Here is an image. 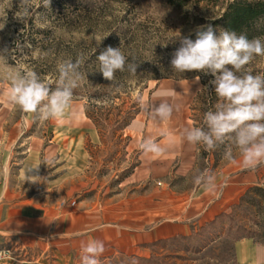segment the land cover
Masks as SVG:
<instances>
[{"label": "rangeland", "instance_id": "rangeland-1", "mask_svg": "<svg viewBox=\"0 0 264 264\" xmlns=\"http://www.w3.org/2000/svg\"><path fill=\"white\" fill-rule=\"evenodd\" d=\"M19 2L0 0V194L8 186L20 200L36 196L48 206L63 209L73 215L76 231L73 238H43L30 247L0 237V264H80L81 242L92 239L105 244L101 264H149L124 254L126 232L147 230L178 216L179 205L185 207L205 191L193 183L197 170L215 173L212 200L220 198L233 175L246 171L238 162L222 158L214 165L212 156L195 164L196 145L191 144L187 163L179 136L181 126H194L199 115L193 100L203 87L201 77L207 84L212 79L197 71L174 72L170 61L180 38L194 40L193 32L220 12L223 0L216 4L194 0L183 8L171 7L166 0H50L49 7H43L42 0H32L31 16L24 22L15 16ZM96 37H105L99 46ZM107 46L121 47L128 62L139 64L137 74L126 70L117 72L112 83L105 80L97 71L96 56ZM43 53L48 55L41 59ZM78 54L85 57L81 71L88 80L74 91L65 118L42 122L8 103L7 71L30 68L45 82L53 81L54 88L57 62L74 61ZM251 67L254 74H264V57H257ZM164 82L194 86L169 121L153 122L137 98L177 105L181 92ZM133 105L139 112L120 133L114 129L115 114L123 115ZM86 108L105 118L103 124L96 126L85 115ZM147 137L164 141L166 155L143 154L138 145ZM36 142L41 147L28 161V174H20L24 157ZM237 215L260 233L255 238L264 241V221L254 225L248 220L251 216L260 220L253 205H243ZM232 243L230 238H219L197 254L182 253L186 259L175 257L166 246H157L153 254L166 264H235Z\"/></svg>", "mask_w": 264, "mask_h": 264}, {"label": "clouds", "instance_id": "clouds-1", "mask_svg": "<svg viewBox=\"0 0 264 264\" xmlns=\"http://www.w3.org/2000/svg\"><path fill=\"white\" fill-rule=\"evenodd\" d=\"M43 7L50 6V0H42ZM32 0H20L15 16L21 22L31 16ZM105 37H96L97 46ZM48 53L41 54L46 58ZM257 57H264V38L248 36L233 30H220L217 34L209 24L196 31V38H180V47L170 61L174 72L184 74L189 71L202 72L214 79L217 102L214 109L203 114L200 126L185 127L182 138L191 145L214 151L224 146L222 159L236 164L245 170L255 171L264 166V74H254L251 65ZM98 70L109 82L116 80L117 72L126 70L137 74L136 62H128L121 47L107 46L98 56ZM85 63L83 54L76 59L58 61L55 80L45 82L39 74L30 69L7 71L9 82L7 101L25 114L38 116L39 120L59 121L68 114L74 98V91L87 81V73L81 71ZM197 76L196 80L199 81ZM207 88L198 89L197 93ZM140 109L147 113L153 122L164 123L171 119L178 105L167 101L152 104L142 97L137 98ZM170 138V134H162ZM146 156L161 158L167 148L153 137L143 138L138 145ZM239 157V160H237ZM193 183L206 191L217 189L215 173L209 169L197 170ZM103 241L92 239L80 245V264H101L100 257L105 253ZM135 264V261H133Z\"/></svg>", "mask_w": 264, "mask_h": 264}, {"label": "crops", "instance_id": "crops-1", "mask_svg": "<svg viewBox=\"0 0 264 264\" xmlns=\"http://www.w3.org/2000/svg\"><path fill=\"white\" fill-rule=\"evenodd\" d=\"M167 84L171 86V89L181 92V96L177 97V105L183 106L187 97L192 93L194 84L179 86L171 83ZM171 125L175 124L172 123ZM183 126L179 130L180 140H183L184 148L182 158L190 163L191 145L182 138ZM163 144H165L164 141ZM39 147H41L40 142H36V145L31 147L32 151L30 150L31 152L29 151L24 157L20 174L23 171L28 174V161L32 158L33 152L38 150ZM262 176H264L262 166L255 171L239 172L232 176L233 178L223 189L220 198L212 200V193L205 190L185 207L179 205L178 216L173 219L147 230L126 232L128 233L127 238L125 237L123 240L126 246L122 248V251L124 250V254L130 256L148 257L151 250L143 244L175 234H190L206 221L211 220L214 215L222 211H229V208L240 199L242 192L249 186L256 184ZM75 231L73 215L64 214L63 209L48 206L36 196L20 200L18 193L10 190L8 186L0 194V237L3 239H15L19 243L30 247L37 245L43 238L61 237L67 239L70 236L73 238ZM86 237L84 235L82 238L86 239ZM232 252L235 264H264V241L257 238L243 237L235 240L232 243Z\"/></svg>", "mask_w": 264, "mask_h": 264}, {"label": "trees", "instance_id": "trees-1", "mask_svg": "<svg viewBox=\"0 0 264 264\" xmlns=\"http://www.w3.org/2000/svg\"><path fill=\"white\" fill-rule=\"evenodd\" d=\"M191 1L194 0H166V3L171 7L183 8L190 4ZM195 1L201 2L204 0ZM213 2L216 4L219 0H213ZM220 9V12L207 23H204L203 26L211 24L217 33L220 30H233L238 34L243 32L249 39L264 35V0H223V5ZM197 30L192 34L194 37H196ZM209 77L214 79L211 75H209ZM200 80L203 86L202 88H212L210 90L207 88L197 93L193 100V102L198 103L199 110L198 117L194 119V126H200L203 122V114L206 111L214 109L216 104V97L213 90L214 86L207 84L206 79L203 77H201ZM191 108L193 109V107ZM117 110H119V108ZM138 112L139 109L133 105L128 108L123 115L116 113L114 129L122 133V130L130 124ZM85 115L91 119L96 126L102 125L103 121H105V118H102L99 114L93 115L88 112L87 108L85 109ZM223 151L224 146H220L214 151H205L202 147L196 146L195 164H197L200 158L203 159L212 156L214 165H218L222 158ZM135 166L136 164L131 166L124 173V176L128 175ZM246 204L253 205L256 208V215L260 217L259 220L249 216V221L254 225H258L260 221H264V176L241 195L239 201L232 205L230 211H222L214 215L211 220L206 221L190 234H175L143 244V246L152 250V253L147 258L136 255H132L131 257L149 264H166L163 262V258H158L153 254V250L157 248V246H166L173 251L172 253L175 257L186 259V256L182 253L191 252L197 254L211 242L222 237L230 238L233 242L243 237L255 238L257 235H260V233L252 231L251 228L244 223V218L237 215V211L241 210L243 205Z\"/></svg>", "mask_w": 264, "mask_h": 264}, {"label": "built area", "instance_id": "built-area-1", "mask_svg": "<svg viewBox=\"0 0 264 264\" xmlns=\"http://www.w3.org/2000/svg\"><path fill=\"white\" fill-rule=\"evenodd\" d=\"M2 252H3V251L0 250V255H1Z\"/></svg>", "mask_w": 264, "mask_h": 264}, {"label": "bare ground", "instance_id": "bare-ground-1", "mask_svg": "<svg viewBox=\"0 0 264 264\" xmlns=\"http://www.w3.org/2000/svg\"><path fill=\"white\" fill-rule=\"evenodd\" d=\"M173 99V98H172Z\"/></svg>", "mask_w": 264, "mask_h": 264}]
</instances>
